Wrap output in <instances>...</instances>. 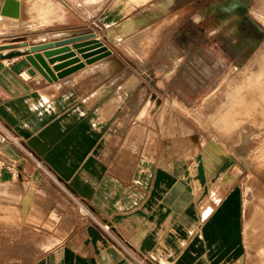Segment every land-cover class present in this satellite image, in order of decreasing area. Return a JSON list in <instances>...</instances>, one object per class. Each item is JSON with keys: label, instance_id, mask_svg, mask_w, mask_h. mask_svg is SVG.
<instances>
[{"label": "crops", "instance_id": "obj_1", "mask_svg": "<svg viewBox=\"0 0 264 264\" xmlns=\"http://www.w3.org/2000/svg\"><path fill=\"white\" fill-rule=\"evenodd\" d=\"M50 1L44 13L41 0H19L21 25L0 32V151L18 164L15 176L0 170V264H244L234 165L167 159L155 144V120L167 119L155 87L175 84L196 51L180 26L174 47L154 54L148 43L194 0ZM88 32L112 53L53 81L30 73L31 44ZM217 176L218 198L199 203Z\"/></svg>", "mask_w": 264, "mask_h": 264}, {"label": "rangeland", "instance_id": "obj_2", "mask_svg": "<svg viewBox=\"0 0 264 264\" xmlns=\"http://www.w3.org/2000/svg\"><path fill=\"white\" fill-rule=\"evenodd\" d=\"M41 1L44 13L56 9L50 0ZM208 1H187L182 9L185 19L181 24L175 23L164 35L158 34L149 40L148 49L154 54L174 47L180 26L186 33V51H196L174 74L175 84L164 91L155 87L154 110L167 114L166 120L160 119L162 115H159V121L155 120V131H159L155 144L158 145V139L163 141L167 159H190L201 155L219 158L223 155L234 165V175L243 193V235L247 247L244 264H264V228L260 225L249 232L254 218L264 211V171L261 170L264 168V91L248 87L245 82L247 68H257L252 61L264 41V16L255 15L248 9L252 0ZM4 22L0 19V32L18 26ZM154 60L155 63L163 62L161 56ZM161 74L160 71H149L148 78L159 81ZM232 81L235 85L241 84L243 92L239 96L244 99L235 107L240 110L237 113L235 110L223 126L218 115L224 113L236 97H230L236 89L231 86ZM219 178L208 179L198 190L196 199L199 203L205 205L216 201L221 187Z\"/></svg>", "mask_w": 264, "mask_h": 264}, {"label": "water", "instance_id": "obj_3", "mask_svg": "<svg viewBox=\"0 0 264 264\" xmlns=\"http://www.w3.org/2000/svg\"><path fill=\"white\" fill-rule=\"evenodd\" d=\"M19 10V0H2L1 15L18 18ZM29 50L30 53L25 55V59L32 67L30 73L38 71L48 81L62 78L83 67L86 63H91L112 53L101 40L95 38L93 32L72 35L61 40L31 44ZM60 52L67 54L61 58L70 57L71 59L49 67L48 63H53L56 60L51 56ZM43 57L48 58L47 62L43 60ZM70 64L74 65L67 67Z\"/></svg>", "mask_w": 264, "mask_h": 264}, {"label": "bare ground", "instance_id": "obj_4", "mask_svg": "<svg viewBox=\"0 0 264 264\" xmlns=\"http://www.w3.org/2000/svg\"><path fill=\"white\" fill-rule=\"evenodd\" d=\"M248 9L251 12H253L255 15L264 16V0H252V2L250 4H248ZM0 19L1 20L3 19L6 23H9V24H14V23L16 24L17 23V25H21V21L18 22V18H13V17H9V16H5V15L0 14ZM214 30H217V28H215ZM252 63H256L257 68H256V70H252V69L247 68V72L245 75L246 85H248V87H255V89L257 91H264V41L261 43V45L259 47V51L256 54V57L252 61ZM234 79L235 78H233L232 80H234ZM234 82L235 81H232V85L230 84L231 82H229V85L234 86L236 88L233 95L230 97H235V96L236 97L232 102L229 103V107L227 106L225 108L224 113L220 112V115H218V119L220 121V124L223 126L225 125V123H227V121H228L227 118L235 110H236V113L240 110V107H237V108H235V107L238 106L239 104H241L243 102V99H244L243 96H239L240 93L243 92L241 84L236 83V85H235ZM247 92H250V90L248 89ZM263 97H264V93H263ZM262 107H263L262 110L264 111V102L262 103ZM261 170L264 171V168H262ZM262 171H260V173ZM262 175H264V174H262ZM263 203H261V204H263ZM262 206H264V204ZM263 209H264V207H263ZM263 214H264V211H263V213L261 212V214L258 217L254 218V223H252L250 225V230H252V231H249V232L255 231L254 229L258 228V226H260V225L264 228V220H262V216H264ZM261 232H263V231H261ZM261 235H259V236L261 237ZM260 240H262V238ZM263 240H264V238H263ZM263 243H264V241H263Z\"/></svg>", "mask_w": 264, "mask_h": 264}, {"label": "built area", "instance_id": "obj_5", "mask_svg": "<svg viewBox=\"0 0 264 264\" xmlns=\"http://www.w3.org/2000/svg\"><path fill=\"white\" fill-rule=\"evenodd\" d=\"M0 170L7 171L11 176L18 174V164L17 161L12 158L3 157L0 151Z\"/></svg>", "mask_w": 264, "mask_h": 264}]
</instances>
